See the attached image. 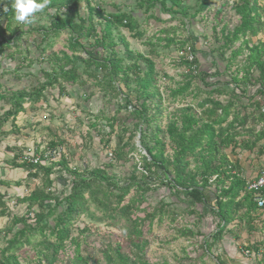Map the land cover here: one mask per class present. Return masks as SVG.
I'll list each match as a JSON object with an SVG mask.
<instances>
[{"label": "rangeland", "instance_id": "1", "mask_svg": "<svg viewBox=\"0 0 264 264\" xmlns=\"http://www.w3.org/2000/svg\"><path fill=\"white\" fill-rule=\"evenodd\" d=\"M77 1L78 13L84 17L87 7L83 0ZM240 1L206 2V7L194 19V25L186 31L178 22L159 24L149 21L136 9L137 0H97L105 13L131 14L130 21L112 34L118 56H124L126 45L132 57L123 58L122 66L138 58L141 69H144L140 59L144 57L151 61L153 88L144 96L149 107L148 115L153 120L147 130L141 122L137 123L146 146L154 148V152H161L169 164L171 179L177 168L183 177L200 183L207 167L211 171L224 170L227 166L233 169L231 174L249 182L259 169L264 168V152L257 155L258 149L264 146V100L257 92L264 89V79L259 76L257 68L259 63L264 64V0H251V15L255 20L252 31L238 41L226 43L222 33L225 27L227 33H231L238 24L233 6ZM182 5L189 14L199 11L196 0H182ZM160 19L164 21L167 17ZM1 20L4 23L5 19ZM33 20V29L48 26L44 10L36 13ZM93 23L99 36L103 21L98 19ZM16 25L19 23H12L13 28ZM19 28L27 31L23 25ZM189 32L196 37L200 52L186 49L190 45L179 47L188 40ZM40 41L37 34L28 36V39L23 35L21 51L28 47L27 58L22 59L24 55L19 57L14 52L15 47L11 46L1 59L0 116L9 108L6 101L12 93H29L38 83L45 81L41 71L68 69L67 63L71 62L77 64L80 76L76 83L64 85L60 93L55 87L38 102H25L24 112L17 115L14 123L9 119L0 128V133L12 127L17 131L0 135V180L7 183L0 186V194L7 206L13 207L12 213L17 219L37 211L35 206L29 211L26 203L17 201L40 188L43 178H26V172L12 167L9 161L13 153L18 155L20 162L25 157L31 158L30 155L37 150L33 158H38L43 167H53L52 178L57 175L55 169L58 165H55L59 161L65 164L68 173L81 171L82 166L95 169L110 162L111 175L120 178L129 177L133 171L137 177L144 175L143 165L150 162L139 143L140 131L133 133L136 120L132 123L127 116L130 110L124 108L123 98L114 97L115 89L107 86L108 79L106 83H99L87 77L93 68L86 67V57L80 49L73 50V37L63 32L51 40L50 47L47 43L38 45ZM188 52L196 64L188 65ZM203 73L216 75L211 79L207 77L205 82L218 84L205 86L200 80ZM101 75L97 73V76ZM187 84L189 87L183 95L173 96L176 89ZM134 86L132 84L130 89H135ZM223 108L227 109L225 117ZM115 111L121 121L124 120L126 133L115 123L111 132V113ZM211 113L217 116L213 135L202 139L193 151L178 156L169 140L171 126L180 131L184 117H193L197 124L187 135L191 138L202 123L210 122ZM127 138L129 146L123 150L126 155L115 162L112 153ZM49 143L55 145L48 148ZM208 181L210 190L217 193L215 176ZM148 184L150 191L143 193L134 186L119 205L113 196L109 198L111 208L131 206L127 218L106 217L109 210H99L91 203L93 196L98 194L86 192L87 207L69 223L67 238L59 243L50 231L44 237L35 235L29 246L16 252L19 263L217 264L218 245L208 249L203 245L204 242L210 245L214 240L212 234L216 232L218 222L214 213L202 205L189 207L188 198L182 191L173 194L158 181ZM229 184L228 180L223 187L227 188ZM225 202L230 211V222L221 235V245L222 240L223 243L231 240L238 249V246L245 247L250 240H264V210L256 212V219L252 216V223H249L244 215L242 198ZM61 209L63 206L57 213ZM20 227L13 219L0 217V249L5 248L12 237L7 233ZM261 246L256 258L258 264H264V247Z\"/></svg>", "mask_w": 264, "mask_h": 264}, {"label": "trees", "instance_id": "2", "mask_svg": "<svg viewBox=\"0 0 264 264\" xmlns=\"http://www.w3.org/2000/svg\"><path fill=\"white\" fill-rule=\"evenodd\" d=\"M199 2V11L189 14L186 7L182 5V0H137L136 9L140 10L149 21L155 23L167 24L171 22H178L186 31L192 25H194V19L196 16L206 7L211 0H196ZM209 1V2H208ZM87 10L86 15L81 17L78 13V1L77 0H49L47 7L44 9L47 17L48 26L45 28L33 29L34 20L30 24H21L16 27H12V23L17 21L14 18V11L10 7V0H4V4H0V69L2 67L1 59L5 55L6 50L14 46L15 53L21 57L24 55L25 59L28 55V47L21 51L22 36H28L37 34L40 37L39 44L47 43L50 45L51 40L57 39L61 33L67 32L73 37L72 48L73 50L80 49L86 57V67H92L93 70L87 74V77L94 79L99 83H103L108 79L107 86L115 89L114 97H122L124 101V108L130 110L127 116L130 117L133 124L134 132L140 131L137 122H141L145 125V130L150 128L153 118L148 115V103L146 102V95L149 89L153 88V84L150 81L151 76V61H147L142 57L140 60L143 62L144 69H141V65L138 62V58L134 59L131 64L122 66V59H132L131 54L128 52L126 45L124 48V56L119 57L115 51L116 45L113 40V32L119 27H124L126 22L131 18V14L124 15L120 13L115 15L112 13H105L102 10L97 0H83ZM83 3V4H84ZM251 0H241L233 6L234 16H237L238 24L233 28L231 33H227L228 28L225 27L222 35L226 40L235 42L241 37L252 31L253 24L255 22L252 17ZM5 4H9L7 10L4 11ZM220 11V10H218ZM158 14V17L156 13ZM167 17L166 20L160 18ZM5 19L4 23L1 19ZM100 19L103 21L101 34L98 36L96 26L93 21ZM25 26L27 31H22L20 26ZM226 33V35H225ZM47 41V42H46ZM84 41V43H81ZM90 41L91 43H87ZM189 43V44H187ZM192 51L193 53L200 52L196 43V37L191 32L188 33V40L185 43L179 45L180 48H184ZM12 55H15L12 53ZM11 55V57H13ZM188 63V62H187ZM186 63V64H187ZM196 64L195 60L188 63V65ZM68 69L65 67L56 70L41 71L42 78L45 80L43 83H38L37 87L33 88L29 93H21L16 91L7 98V104L9 108L0 116V128L11 119L14 123L17 115L24 112L23 104L25 102H38L45 97V93L51 91L53 88H57L59 93L64 89V85L76 83L79 79V72L77 64L71 62L67 63ZM259 76L264 79V64L259 63L257 65ZM88 71L86 70L85 73ZM102 73L101 77L97 76V73ZM216 75L201 74L200 80L205 86H214L211 82H205V79L214 78ZM134 84L135 89H130V86ZM189 85H183L176 89L173 96L183 95L188 89ZM263 97L264 89L257 91ZM143 99V101H142ZM118 110V109H117ZM224 117L226 116L227 109H222ZM118 112L111 113V132L114 130V123L118 127H122L126 133L123 121L120 119ZM216 113H211L208 117L210 122L202 123L200 127L195 131L193 137L188 138L187 135L192 132L193 127L196 126L197 121L191 116H185L183 119V125L179 131L174 125L170 128L169 140L174 144L175 150L178 156H182L186 153L193 151V149L201 142L202 139L213 135V125L216 120ZM131 123V124H132ZM128 129V126L126 127ZM17 132L14 127L9 131L0 133V135L6 136ZM130 138V137H129ZM129 138L119 148L114 150L112 158L115 162L121 161L126 153L123 151L129 146ZM188 138V139H187ZM139 143L144 147L150 162L143 165L144 175L137 177L135 172L131 173L129 177H116L111 175V163H103L95 169L82 166L81 171L68 173L65 169V164L61 161L56 163L58 165L57 175L52 178L53 167H43L40 163L34 164L30 162V158L25 157L24 160L18 161V155L13 153L11 160L12 167L21 169L26 172V178H43L40 188L31 191V193L25 197L18 199V203H26L28 210H33L34 206L37 211L31 212L29 216L25 218H16L13 215V207L7 206L4 201V196L0 194V217H6L13 219L14 224H20V228L13 229L11 238L7 241V246L0 249V264H20L16 252L25 246H29L35 235L44 237L47 231H50L55 240L62 243L67 238V229L70 222L74 220L77 214H80L87 207V199L84 194L91 191L92 194H98L93 196L91 203L99 210L105 209L108 211L106 217H129L131 213L130 205H121L120 208H111L108 204V200L111 196L115 198L117 204H121L124 198L127 196L131 188L139 187L143 190V193L150 191L151 187L148 183L159 182V185L170 189L173 194L178 191L184 192V195L188 198L187 204L189 207L196 205H202L206 209H210L217 219L216 232L212 234L214 240L210 245L206 242L203 243L205 249L215 245L221 238L225 227L230 222V211L228 210L227 202H232L239 197L243 199L245 204V213L248 222L252 223L253 217L256 219L255 213L263 211L258 209L253 202L254 194L252 191L247 190L245 179L239 178L237 175L231 174L233 169L231 167H225L224 170L215 169L209 170L206 168L205 177L201 179L200 183L194 181V179H187L182 176V171L175 168L174 177L171 179L169 174V164L162 157L161 152H154V148H148L144 142V135L140 131ZM55 144H47L48 148H52ZM9 150H12L9 149ZM264 146L260 147L257 151V155H261L264 151ZM37 150L33 153L34 157L37 154ZM43 158V157H41ZM29 160V161H28ZM264 172V168L259 169L256 175ZM63 174H65L63 176ZM256 175L254 177H256ZM215 176L214 188H217L218 192L214 193L210 190L209 178ZM253 177V179H254ZM230 181L227 188L223 187L226 181ZM7 183L0 180V186H6ZM93 184V185H92ZM145 186V187H144ZM97 187V189H96ZM261 196H264V188L260 191ZM225 199V200H224ZM63 206L58 213L57 210ZM253 216V217H252ZM149 217V216H147ZM49 222H52L50 225ZM2 231L0 230V236ZM251 241V240H250ZM248 242L244 247L246 251L254 254L257 258L261 245L264 247V240L259 242ZM217 264H222L219 258H216ZM146 264V263H143Z\"/></svg>", "mask_w": 264, "mask_h": 264}, {"label": "clouds", "instance_id": "3", "mask_svg": "<svg viewBox=\"0 0 264 264\" xmlns=\"http://www.w3.org/2000/svg\"><path fill=\"white\" fill-rule=\"evenodd\" d=\"M49 0H10V7L14 11V18L18 23L30 24L36 13L42 12L48 5ZM4 4V0H0ZM9 4H5L4 11Z\"/></svg>", "mask_w": 264, "mask_h": 264}, {"label": "crops", "instance_id": "4", "mask_svg": "<svg viewBox=\"0 0 264 264\" xmlns=\"http://www.w3.org/2000/svg\"><path fill=\"white\" fill-rule=\"evenodd\" d=\"M221 239L216 243V250H218V257L222 264H258L254 254H251V257H244L241 252L245 250L244 247L236 248L234 241L227 240L222 244L220 243ZM215 244V245H216ZM213 245V247L215 246Z\"/></svg>", "mask_w": 264, "mask_h": 264}, {"label": "built area", "instance_id": "5", "mask_svg": "<svg viewBox=\"0 0 264 264\" xmlns=\"http://www.w3.org/2000/svg\"><path fill=\"white\" fill-rule=\"evenodd\" d=\"M187 61L191 62L193 60V57L188 52L187 54ZM44 157H47L46 155ZM109 158H111V153H109ZM30 162L37 164L41 162L38 160V158H30ZM247 190L252 191L254 194L253 202L256 205L258 209L264 208V196H261L260 191L264 188V172H261L260 174L256 175L254 179L246 183ZM242 255L244 257H251L250 253L246 250H243Z\"/></svg>", "mask_w": 264, "mask_h": 264}]
</instances>
